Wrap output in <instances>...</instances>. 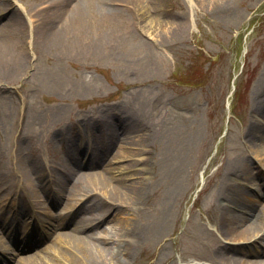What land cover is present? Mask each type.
I'll return each mask as SVG.
<instances>
[{
  "label": "rangeland",
  "instance_id": "rangeland-1",
  "mask_svg": "<svg viewBox=\"0 0 264 264\" xmlns=\"http://www.w3.org/2000/svg\"><path fill=\"white\" fill-rule=\"evenodd\" d=\"M61 1L0 0V46L12 55L0 64V160L11 155L9 169H0L12 174L18 153L39 154L47 167L34 175L41 191L43 173L58 176L52 164L71 166L68 145L80 138L108 145L112 122L130 119L138 126L133 141H118L105 165L90 168L84 159L80 171L106 166L128 183L143 181L145 190L140 201H114L122 213L94 229L86 227L97 222L92 211L73 213L90 199L82 193L61 201L40 193L26 211L18 208L19 219L6 204L0 214L13 226L8 238L0 234L4 262L22 264L35 253L48 264H72L60 255V240L80 227L102 240L114 237L105 246L131 243L129 264H217L205 255L215 238L226 240L216 218L224 177L264 196V141L251 147L248 140L252 122L264 127L254 105L264 96V0L100 1L107 14L81 6L75 20L68 16L77 1L67 0L66 17ZM242 161L252 171L229 173ZM18 177L0 179V207ZM121 223L137 226L139 240L117 235ZM22 230L23 244L39 240L33 251L14 247ZM258 239L264 247V236Z\"/></svg>",
  "mask_w": 264,
  "mask_h": 264
},
{
  "label": "bare ground",
  "instance_id": "bare-ground-1",
  "mask_svg": "<svg viewBox=\"0 0 264 264\" xmlns=\"http://www.w3.org/2000/svg\"><path fill=\"white\" fill-rule=\"evenodd\" d=\"M75 1H77L78 6L73 9L72 12L65 8L69 5L68 1H61L64 3H62L64 7L62 13L64 15L66 14V17L68 13L71 12L68 18L71 16L74 20L79 14L85 11V8L87 10L91 6L103 8L105 9L103 15L104 13L107 14V12H109L107 10L108 8L101 6L100 1L112 3L114 0ZM80 8L84 11H81ZM58 39L59 36L56 38V42L59 43L60 40ZM3 46H0L1 65L7 64L12 56L9 49ZM255 100L254 105L258 108L256 113L263 118L264 96L258 99L256 98ZM96 118L100 119V117ZM117 119L118 118H116V120ZM116 120L109 126L111 132L108 137V146L102 147V151H100V153H102L101 157H92L93 163L96 164L97 167L105 165V160L103 162L104 152L107 150L110 152L111 147L118 143V141L130 144V141H133L135 138L136 128L138 127L135 128V121L127 119V121L119 120L117 123ZM261 125L255 120L249 127L248 140L251 143V147L259 146L258 140L264 141V127ZM18 150L20 152L19 148ZM258 153L264 159V149H261ZM17 156L18 170L16 172L12 171V174L10 171L2 169H9L8 159L11 155H5V160H0V167H2L0 169V179L2 181H7L9 183V180H11L12 182V179L19 175L17 202L18 200H22V204L27 205L31 197H39L41 192L55 194L59 201L64 198L70 200L72 196L74 197L77 193L87 195L90 193L89 191L95 189L93 194H91L92 197L85 201L86 204H81L78 207L79 209L74 213L75 215L76 212L80 213L81 210L87 208L89 210L86 211H92V213H94V220L96 219L97 222L90 229H94L98 225L108 221L115 212L116 214L122 213L123 208L114 201H140L143 196L142 193L145 190L143 181L139 182L133 180V183H128L125 177H117L113 172L114 170L106 166L102 168L103 170L97 169L96 171L81 172L80 169L83 167V164L76 160L71 166L63 165L60 162L54 164V168L58 172V176L55 179L57 187L54 191H51L45 182L44 185L41 186L40 192L34 183V175L39 174L45 167L41 156L38 154L35 158H24V156L19 155V153ZM126 167H134V161L132 160L127 163ZM252 169L251 163L242 161L238 166L232 167L229 173L240 172L247 174L252 171ZM262 186L264 189V182ZM262 192L264 193V190ZM219 193L217 198L218 210L216 211V218L221 235L226 240L220 237L215 238L210 244L209 254L205 255L207 257L206 259L217 264H264L260 259L261 256L264 257V247L257 246V243H259V241H257L259 240L258 238L264 236V196L262 200H260L259 197L258 199L253 196L252 192H247L242 187L231 186L227 176L226 178L224 177V181L221 182V190ZM108 199L113 201L107 204ZM109 212L110 214H108ZM60 225H62V223H59V225L55 223L54 227H60ZM128 225L129 224L121 223L120 230L122 233H117V235H132L130 239L135 241L139 240L140 232L136 228L137 226L129 227ZM0 227L2 228V230L0 228V233H4L2 225ZM82 231L85 230L77 227L74 235L69 234L66 238L60 240L63 246L60 255H62L63 258L72 264H129L128 257L132 250L131 243L126 242L119 244L117 242L114 246H105L103 243L111 242L114 237L110 239L104 238V240H102L98 238L95 233L84 234ZM1 237H3L2 234ZM251 239H253L252 243H246V241ZM1 241L3 240H0V244ZM0 249H2V247H0ZM25 260V263L23 262L22 264H48L45 259L35 253L27 255Z\"/></svg>",
  "mask_w": 264,
  "mask_h": 264
}]
</instances>
